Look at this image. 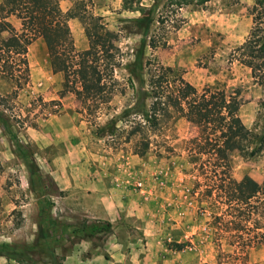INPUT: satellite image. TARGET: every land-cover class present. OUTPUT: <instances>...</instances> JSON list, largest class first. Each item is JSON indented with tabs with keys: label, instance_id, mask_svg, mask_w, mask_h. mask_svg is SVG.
<instances>
[{
	"label": "rangeland",
	"instance_id": "obj_1",
	"mask_svg": "<svg viewBox=\"0 0 264 264\" xmlns=\"http://www.w3.org/2000/svg\"><path fill=\"white\" fill-rule=\"evenodd\" d=\"M55 1L77 50L88 43L70 9L103 25L116 82L111 92L84 101L64 87L62 73L52 72L41 37L27 47L26 65L1 53L10 69L0 68V264H68L98 255L113 264H264L259 214L242 221L213 188L227 174L264 181V57H246L243 47L251 39L253 50L264 39V5ZM240 57L252 60L255 72ZM161 73L171 85L182 79L205 94L219 114L226 113L223 95L251 132L246 148L229 152L226 162L203 147L210 128L196 104L156 127L146 122L138 110L139 79L147 88L150 76ZM143 98L148 109L150 98ZM138 122L145 124L141 135L132 131ZM111 123L112 134H96ZM138 140L149 143L144 154L134 150ZM105 198L118 200L115 211L102 202L98 208ZM92 221L109 222L110 231L88 236L81 227Z\"/></svg>",
	"mask_w": 264,
	"mask_h": 264
},
{
	"label": "trees",
	"instance_id": "obj_2",
	"mask_svg": "<svg viewBox=\"0 0 264 264\" xmlns=\"http://www.w3.org/2000/svg\"><path fill=\"white\" fill-rule=\"evenodd\" d=\"M258 2L264 5V0H258ZM69 15L71 18H78L83 25L88 43L83 50L75 48L69 26L55 0H0V33L3 31L8 33L6 38L0 39V60L1 53L6 55L13 53L21 57L19 60L26 65L27 47L33 40L41 37L45 43L52 72L62 73L64 87L68 91L79 94L84 101L91 100L113 90L116 82L113 78V69L116 66L115 53L111 51L109 37L104 32L103 25L95 16L82 13L77 6L70 9ZM10 17L16 19L20 25L19 29H15L9 20ZM251 41L249 39L243 44V47L248 50L246 57H264V39L253 50H251L253 47H250ZM254 52L260 54L257 55ZM243 58L240 57V62L255 72L253 61ZM0 68L4 71L10 69L6 61L3 63L0 61ZM172 82L171 85L167 75L161 73L150 76L145 88V81L143 78L139 79L140 88L137 93L140 108L138 110L146 122L156 127L163 120L172 118L174 114L186 115L196 104L201 122L210 128L203 147L209 145V151L212 150L218 159H226V162H228L229 152L246 148L251 132L233 113V105L227 102L223 95L218 98V101L225 108L226 113L219 114L210 106L206 95L198 94L189 83L182 79H179L178 83L174 80ZM143 96L150 98L148 109H144ZM144 126L145 124L141 125L138 122L132 131L141 135ZM115 129L114 123H111L108 126L99 127L96 134L98 136L106 132L112 134ZM148 145V141L138 140L134 150L138 154H144ZM2 170L0 161V174ZM213 188L218 192L217 194L221 193L225 197L230 209L242 221L247 222L253 213L259 214L262 222L256 226V229L262 230L259 237L264 241V181L262 184L255 185L246 179L237 181L227 174L226 180L215 182ZM254 198L256 203L252 204ZM100 222L102 221L85 223L81 230L88 236L109 232L110 223L104 221L100 224ZM244 230H246L244 233L247 232L248 235L250 229L244 227ZM236 237L243 238L238 234Z\"/></svg>",
	"mask_w": 264,
	"mask_h": 264
},
{
	"label": "crops",
	"instance_id": "obj_3",
	"mask_svg": "<svg viewBox=\"0 0 264 264\" xmlns=\"http://www.w3.org/2000/svg\"><path fill=\"white\" fill-rule=\"evenodd\" d=\"M27 134H28V136L31 138V134H32V132L34 133V131H33V129H32V127H31V124H29L28 126H27ZM3 160V158L0 156V161H2ZM65 166V165H64ZM67 187V184H65V186H64V189ZM106 199V198H105ZM107 200V202L105 203L104 201H102V199L100 200V202H97L96 203V205L98 206V208H100L102 205H101V202H102V204H106L107 205V208H108V206L111 208V206H112V208L110 209L112 212L113 211H115L116 210V207H118L119 206V202H118V200H117V202L115 203V204H113L112 202H110V200L109 199H106ZM112 201V200H111ZM97 208V207H96ZM101 209V208H100ZM117 213V212H116ZM88 247V245H84V248H87ZM115 248V247H114ZM68 264H113V262H112V260H110V261H106V260H104V259H102L101 258V256H96V257H92V258H90V257H85V260H82L81 258H79V261L77 262V261H75V262H69Z\"/></svg>",
	"mask_w": 264,
	"mask_h": 264
}]
</instances>
